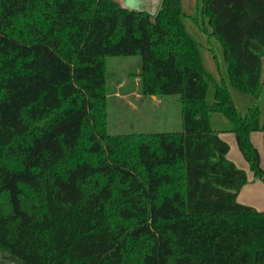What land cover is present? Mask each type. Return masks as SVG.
Returning a JSON list of instances; mask_svg holds the SVG:
<instances>
[{
	"label": "trees",
	"instance_id": "16d2710c",
	"mask_svg": "<svg viewBox=\"0 0 264 264\" xmlns=\"http://www.w3.org/2000/svg\"><path fill=\"white\" fill-rule=\"evenodd\" d=\"M181 2L153 19L114 0H0V264H264V211L238 202L249 178L214 127L264 182V0H202L220 80ZM135 55L142 95L178 96L180 131L108 134L106 59Z\"/></svg>",
	"mask_w": 264,
	"mask_h": 264
},
{
	"label": "rangeland",
	"instance_id": "374dc122",
	"mask_svg": "<svg viewBox=\"0 0 264 264\" xmlns=\"http://www.w3.org/2000/svg\"><path fill=\"white\" fill-rule=\"evenodd\" d=\"M123 8L141 11L143 0H118ZM162 3L152 14L156 16ZM187 30L198 41L206 70L217 80L226 74L223 49L220 42L210 34L206 18H202V0H182ZM204 28H207L205 30ZM217 57V60L213 55ZM107 60L108 91L106 129L109 135L121 137L129 134L180 131L181 109L177 95L169 97H149L140 93L138 75L142 59L139 55L109 57ZM237 106L242 111L254 103L248 95L232 90ZM221 120V119H220ZM216 122V121H215ZM214 122V127L218 126ZM222 124L228 122L223 119ZM219 124V123H218ZM15 264V263H10Z\"/></svg>",
	"mask_w": 264,
	"mask_h": 264
},
{
	"label": "crops",
	"instance_id": "0c3cea01",
	"mask_svg": "<svg viewBox=\"0 0 264 264\" xmlns=\"http://www.w3.org/2000/svg\"><path fill=\"white\" fill-rule=\"evenodd\" d=\"M215 121L214 122L218 126V129L221 130L219 137L225 142H228L230 146L227 158L230 159L237 166V168H239L240 170H245L249 178L248 184L243 186L241 191L239 192L240 194L238 195V202L251 206L258 211H264V182L260 179L255 178V176L250 171L248 161L243 157V154L239 150L235 134L227 130H223L227 128V125L222 124L221 120L216 119ZM251 141H253L255 147L259 151L261 165L264 170L263 133L260 131L252 133Z\"/></svg>",
	"mask_w": 264,
	"mask_h": 264
},
{
	"label": "water",
	"instance_id": "95a60500",
	"mask_svg": "<svg viewBox=\"0 0 264 264\" xmlns=\"http://www.w3.org/2000/svg\"><path fill=\"white\" fill-rule=\"evenodd\" d=\"M115 2H117L119 4V6L121 8H123L119 1L118 0H114ZM163 0H143V3H142V10L141 11H146V12H149V14H154L157 10V6L162 3Z\"/></svg>",
	"mask_w": 264,
	"mask_h": 264
}]
</instances>
